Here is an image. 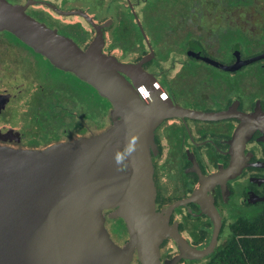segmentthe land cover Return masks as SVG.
<instances>
[{
	"label": "flooded vegetation",
	"instance_id": "af4514ba",
	"mask_svg": "<svg viewBox=\"0 0 264 264\" xmlns=\"http://www.w3.org/2000/svg\"><path fill=\"white\" fill-rule=\"evenodd\" d=\"M9 1L30 2L31 16L83 49L97 29L82 15L65 12H86L96 25L107 23L103 51L124 63L147 58L143 69L174 103L203 113L231 114L166 119L155 130L151 150L157 212L166 215L175 205L168 217L177 235L193 251L211 247L202 256L182 255L180 243L170 235L160 246L162 264H223L234 227H245L264 213V124L246 140L245 164L237 175L212 184L203 179L231 164L232 141L242 123L238 115L264 117V0H86L72 6L69 0ZM67 17L82 19L88 27L65 23ZM155 18L162 24L159 30L153 27ZM163 52L172 53V69L180 66L171 77L161 65ZM79 80L0 30V145L45 149L108 129L113 124L111 102L105 98L111 106L102 100L97 107V99ZM204 199L214 204L221 219L218 234ZM111 211H104L106 228L124 246L129 240L126 224L110 218ZM132 264H140L137 254Z\"/></svg>",
	"mask_w": 264,
	"mask_h": 264
},
{
	"label": "water",
	"instance_id": "95a60500",
	"mask_svg": "<svg viewBox=\"0 0 264 264\" xmlns=\"http://www.w3.org/2000/svg\"><path fill=\"white\" fill-rule=\"evenodd\" d=\"M29 5L0 0V30L93 86L111 102L113 124L99 134L45 149L0 145V264H132L135 254L140 264H162L160 246L170 235L180 243L182 255L210 252L211 247L193 251L171 228L168 216L175 205L166 215L157 212L151 150L155 130L166 119L231 114L182 107L143 69L147 58L134 64L106 54L102 29L107 23L96 25L82 10L65 12L82 15L97 29L83 49L31 16ZM238 117L242 123L232 141V162L203 179L205 184L234 177L245 164V142L264 117ZM202 205L215 219L218 234L221 219L214 204L204 199ZM105 210H112L110 218L124 220L129 233L124 246L111 238Z\"/></svg>",
	"mask_w": 264,
	"mask_h": 264
},
{
	"label": "trees",
	"instance_id": "16d2710c",
	"mask_svg": "<svg viewBox=\"0 0 264 264\" xmlns=\"http://www.w3.org/2000/svg\"><path fill=\"white\" fill-rule=\"evenodd\" d=\"M79 81L86 85L89 88L86 90L97 99V107L104 100L107 101L108 107L111 106L93 86L83 80ZM121 221L123 222V219ZM223 264H264V213L245 227H234V236L223 251Z\"/></svg>",
	"mask_w": 264,
	"mask_h": 264
},
{
	"label": "rangeland",
	"instance_id": "374dc122",
	"mask_svg": "<svg viewBox=\"0 0 264 264\" xmlns=\"http://www.w3.org/2000/svg\"><path fill=\"white\" fill-rule=\"evenodd\" d=\"M69 1H70L69 2L70 6H72L75 3H85L88 0L87 1L86 0H69ZM63 20H64L65 23L80 22L84 26L88 27L87 24H85V22L82 19H77V18H73V17H67V18H63ZM154 21H155L156 24L153 25V27H155V29L159 30V27L162 26V24L159 22L158 18H155ZM160 60H161L162 67L166 70V73H168L169 77H171L173 73L180 71V66H179L178 63H177V65L175 67H173L174 69H172L173 62H172V53L171 52L170 53L169 52L161 53ZM56 75H58V74H56ZM59 75H63V73H60ZM70 75L69 74H64V76H70ZM68 81H70V80H68ZM81 89H83V88L81 87ZM114 223L117 225V223H119V220H115L113 222V224Z\"/></svg>",
	"mask_w": 264,
	"mask_h": 264
}]
</instances>
